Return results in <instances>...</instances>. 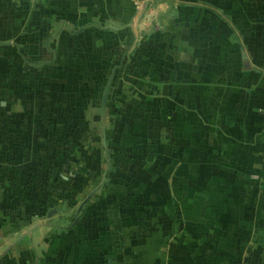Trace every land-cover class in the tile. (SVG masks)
Segmentation results:
<instances>
[{"label": "crops", "instance_id": "obj_1", "mask_svg": "<svg viewBox=\"0 0 264 264\" xmlns=\"http://www.w3.org/2000/svg\"><path fill=\"white\" fill-rule=\"evenodd\" d=\"M0 264H264V0H0Z\"/></svg>", "mask_w": 264, "mask_h": 264}, {"label": "built area", "instance_id": "obj_2", "mask_svg": "<svg viewBox=\"0 0 264 264\" xmlns=\"http://www.w3.org/2000/svg\"><path fill=\"white\" fill-rule=\"evenodd\" d=\"M0 195H1V190H0Z\"/></svg>", "mask_w": 264, "mask_h": 264}]
</instances>
